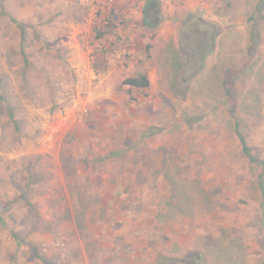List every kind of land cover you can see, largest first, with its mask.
Returning <instances> with one entry per match:
<instances>
[{
	"label": "rangeland",
	"instance_id": "rangeland-1",
	"mask_svg": "<svg viewBox=\"0 0 264 264\" xmlns=\"http://www.w3.org/2000/svg\"><path fill=\"white\" fill-rule=\"evenodd\" d=\"M145 1L0 0V264H264V0Z\"/></svg>",
	"mask_w": 264,
	"mask_h": 264
},
{
	"label": "trees",
	"instance_id": "trees-1",
	"mask_svg": "<svg viewBox=\"0 0 264 264\" xmlns=\"http://www.w3.org/2000/svg\"><path fill=\"white\" fill-rule=\"evenodd\" d=\"M158 4V0H146L144 2V5L141 9V22L140 25L142 27L148 28L150 30H154L157 27V24L155 22H152V15L157 12V8H155ZM153 13V14H152ZM188 21H190L189 18L184 19V21H181L182 23V29H184L185 27L187 28H191L189 26V24L187 23ZM202 24L205 25V30H201V34L199 36H197V34H195V36H193L194 38L192 39V42L190 41V44L186 43V39L187 37H185V34L183 32H181V36H179V48L180 51L182 52L183 56H184V61L182 63V68H181V72H182V76H183V80H189L193 77L194 74L198 73L201 69H202V63L204 62V58L205 56L210 53L212 51V49H203V50H199V46L203 43L204 45V41L207 37H209L210 41H211V46L214 43L215 38L218 35V31L216 30V27L212 24H206L203 22H200ZM184 27V28H183ZM210 32V35L208 34V32ZM195 32V31H194ZM187 35L189 34L188 32H185ZM103 35L101 34V32H98V35L96 36L97 38H101ZM260 37V34L258 32V30L253 27L251 29L250 32V45L248 47V51L250 52L252 50V45H256L257 41ZM198 52V54H197ZM24 61L26 63V59L24 58ZM191 65H195V67L193 68V74L192 73H187L188 71H190V67ZM232 75V70H226L224 73V77L222 80V86L225 92V97H226V101L229 104V113L231 115V117L234 118V131H235V135L239 141L241 150L240 152L247 158V160L251 163H260V160H258L257 158H255L252 153H250V148L248 147L245 138L243 137L242 133L240 132V123L238 121V119L235 117V102H234V93H233V77H231ZM124 84L126 86H128L131 89H135V90H142V89H146L150 86V81L147 77L146 74H141V73H137L134 76L128 77ZM190 119H187V122L190 123ZM258 187H259V191L260 194L262 196L263 202H264V183L262 180H259L258 182ZM189 257H187L186 259L183 258V262L185 264H202L200 262V259L198 257L193 258L192 261L188 260ZM191 259V258H190ZM47 264H53V263H47Z\"/></svg>",
	"mask_w": 264,
	"mask_h": 264
}]
</instances>
